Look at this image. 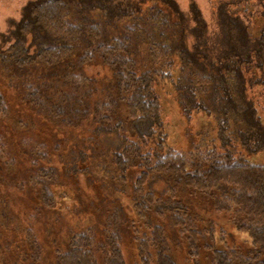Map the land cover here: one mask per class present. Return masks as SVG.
<instances>
[{
  "label": "trees",
  "instance_id": "obj_1",
  "mask_svg": "<svg viewBox=\"0 0 264 264\" xmlns=\"http://www.w3.org/2000/svg\"><path fill=\"white\" fill-rule=\"evenodd\" d=\"M228 1L218 5L214 31L196 7L190 8L189 18L174 0H30L5 38L11 43L0 49V64L35 112L64 126L90 117L95 89L82 66L87 60L107 66L110 85L101 88L103 102L93 105V114L100 117L97 126L120 134L124 120H113L117 112L112 109L122 106L130 131L140 137L142 132L149 135L147 128L158 120L154 75L171 64L172 55L178 58L175 89L181 111L186 118L213 116L223 153L197 149L185 154L171 148L161 153L163 139L158 150L142 153L141 146L125 139L113 152V162L119 168H143L133 184L137 214L145 218L153 211L185 230L189 255L196 256L202 246L209 264H264V164L250 162L240 152L235 155L232 145L239 143L247 154L264 153L261 104L248 95L254 86L264 95V2L263 10L254 14L258 20H253L261 26L252 34L249 14L242 18L230 12ZM127 20L132 23L121 25ZM7 115L0 94V119ZM141 125L148 127L143 131ZM55 174L53 168L40 169L44 208L54 205L49 184ZM151 175L167 182L163 197L145 191ZM183 190L208 200L215 211L231 213L236 230L250 239L252 248L242 252L227 247L221 230L219 240L226 246L215 249L213 223L207 222L208 231L197 228V217L192 218L182 201ZM113 210L106 244H97L91 229L83 230L71 236L66 249L56 251L50 264H126L119 245L120 206ZM136 241L139 264H177L161 223L150 225L149 234ZM31 248L37 263L40 249L33 239Z\"/></svg>",
  "mask_w": 264,
  "mask_h": 264
},
{
  "label": "rangeland",
  "instance_id": "obj_2",
  "mask_svg": "<svg viewBox=\"0 0 264 264\" xmlns=\"http://www.w3.org/2000/svg\"><path fill=\"white\" fill-rule=\"evenodd\" d=\"M27 1L30 0H0L1 50L10 45L11 42L5 38L10 36L13 21L18 20L20 9ZM174 1L189 18L192 16L190 8L196 7L209 28L218 31L217 8L227 0ZM263 2L229 0L228 9L242 18L243 14H249L247 25L251 24L250 31L255 34L261 24L253 20H258L255 15L263 10ZM131 23L127 20L121 25ZM74 58L77 59V55ZM170 61L168 67L160 69L165 77L156 74L153 79L152 96L156 101L157 123L152 128L147 124L141 125L139 128L144 131L148 127L150 134L142 132L140 137L130 131L122 106L112 109L118 114L113 120L117 116L124 120V130L120 134L97 126L100 117L93 114V105L103 102L105 97L101 88L110 85L112 73L107 66L88 63V60L82 66L84 75L91 81L90 86L95 89L90 101V117L80 124L64 126L35 112L23 99L22 88L11 86L12 77L3 72L0 64V94L8 107L7 117L0 119V264H50L56 251L66 249L72 235L86 229H91L97 244H106L111 229L108 221L115 220L113 209L116 205L121 210L119 214L123 224L119 245L126 264H139L136 240L142 234H149L150 225L156 223L165 227L177 264H209L202 246L198 247L196 256L188 254L189 234L172 226L167 216L160 217L153 211L145 218L137 214L133 184L143 168H119L112 157L125 139L141 146L142 153L158 150V142L162 139L161 153L167 148L185 154L197 149L199 152L214 149L223 153L216 140L217 124L213 116L200 113L186 118L182 113L175 89L179 60L172 55ZM258 90L261 87L254 86L248 95L255 104H261L259 113L264 118V99L261 100L264 95ZM232 145H235V155L240 152L250 162L264 164V153L247 154L239 143ZM41 168H53L56 173L49 184L54 203L49 209L41 206ZM166 186L167 182L161 176L151 175L145 191L155 197H163ZM181 195L192 218L194 215L197 217V228L203 232L208 221L213 223L212 243L215 249H224L227 245L245 252L252 248L250 239L236 230L231 213L215 211L212 203L187 190H183ZM221 230L224 231L226 245L219 240ZM32 239L40 249L37 263L31 257ZM198 244H203L202 237Z\"/></svg>",
  "mask_w": 264,
  "mask_h": 264
}]
</instances>
